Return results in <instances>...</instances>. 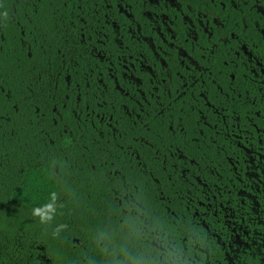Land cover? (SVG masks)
Instances as JSON below:
<instances>
[{
	"label": "flooded vegetation",
	"instance_id": "1",
	"mask_svg": "<svg viewBox=\"0 0 264 264\" xmlns=\"http://www.w3.org/2000/svg\"><path fill=\"white\" fill-rule=\"evenodd\" d=\"M0 39L23 53L41 133L86 137L115 233L140 208L263 264L264 0H0Z\"/></svg>",
	"mask_w": 264,
	"mask_h": 264
},
{
	"label": "trees",
	"instance_id": "2",
	"mask_svg": "<svg viewBox=\"0 0 264 264\" xmlns=\"http://www.w3.org/2000/svg\"><path fill=\"white\" fill-rule=\"evenodd\" d=\"M13 41L5 45L0 39V264H103L98 247L87 243L95 233H113L119 226L112 200L106 205L103 186L110 182L83 155V132L41 133L38 90L31 81L26 91L20 74L23 53ZM91 154L98 162L99 151L91 149ZM105 169L114 176L112 168ZM37 210L53 219L41 223ZM60 225L66 227L54 235ZM213 250L217 260L208 264H228L214 243ZM242 259L249 262L240 264H260L252 250Z\"/></svg>",
	"mask_w": 264,
	"mask_h": 264
},
{
	"label": "clouds",
	"instance_id": "3",
	"mask_svg": "<svg viewBox=\"0 0 264 264\" xmlns=\"http://www.w3.org/2000/svg\"><path fill=\"white\" fill-rule=\"evenodd\" d=\"M137 211L139 215L127 231L94 234L93 243L101 254L106 253L103 264H208L209 257L214 255L216 234L203 226H190L186 235L178 237L173 230L147 218L140 208ZM34 214L40 216L41 223L53 219L39 210ZM65 227L58 226L54 235ZM89 264L98 262L90 260Z\"/></svg>",
	"mask_w": 264,
	"mask_h": 264
},
{
	"label": "rangeland",
	"instance_id": "4",
	"mask_svg": "<svg viewBox=\"0 0 264 264\" xmlns=\"http://www.w3.org/2000/svg\"><path fill=\"white\" fill-rule=\"evenodd\" d=\"M260 248L258 247V250H259ZM263 249H264V246H263ZM262 256H263V264H264V251H263V254H262Z\"/></svg>",
	"mask_w": 264,
	"mask_h": 264
}]
</instances>
